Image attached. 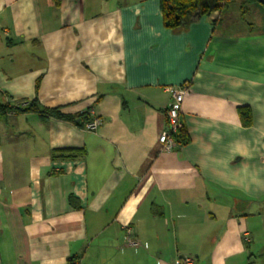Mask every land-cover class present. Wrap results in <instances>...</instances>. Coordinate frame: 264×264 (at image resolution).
<instances>
[{
	"label": "crops",
	"instance_id": "obj_1",
	"mask_svg": "<svg viewBox=\"0 0 264 264\" xmlns=\"http://www.w3.org/2000/svg\"><path fill=\"white\" fill-rule=\"evenodd\" d=\"M0 264H264L263 7L170 29L158 0H0Z\"/></svg>",
	"mask_w": 264,
	"mask_h": 264
},
{
	"label": "trees",
	"instance_id": "obj_2",
	"mask_svg": "<svg viewBox=\"0 0 264 264\" xmlns=\"http://www.w3.org/2000/svg\"><path fill=\"white\" fill-rule=\"evenodd\" d=\"M54 4H58L59 0H53ZM159 8L162 14L163 25L170 29H178L186 27L192 20L193 15L198 13L199 15H210L213 12H220L223 10L227 3L232 0H158ZM234 1V0H233ZM259 3L257 0H249ZM260 4V3H259ZM261 5V4H260ZM264 9V6L261 5ZM245 10H242V17ZM36 83V89H37ZM17 111H33L41 116L55 117L59 119H65L78 123L81 120L87 122L90 120L89 110H86L80 114L71 115L62 112L60 107H43L36 98H33L31 102L22 108H17ZM238 113L243 121L244 125H250V111L247 107H239ZM176 144L185 143L187 137L185 135L183 127H181L175 134ZM57 155V154H55ZM55 157V156H54ZM69 157V155H64Z\"/></svg>",
	"mask_w": 264,
	"mask_h": 264
},
{
	"label": "built area",
	"instance_id": "obj_3",
	"mask_svg": "<svg viewBox=\"0 0 264 264\" xmlns=\"http://www.w3.org/2000/svg\"><path fill=\"white\" fill-rule=\"evenodd\" d=\"M186 91V87L179 86L176 88L170 89V100L168 102L166 108V127L160 133L158 137V141L161 144V148L163 150L169 151L172 150L177 144L175 141V134L182 127V123L180 122L179 115L181 110V104L183 100L184 93ZM90 115V112H89ZM90 120L84 122L83 127L88 131L95 130L102 123V119L96 115H90ZM125 239L126 243L132 247H137L139 245L138 241L133 239L131 235V229L125 228ZM244 239L249 241L248 234L245 233ZM185 263H190L191 259L188 257H184L182 259Z\"/></svg>",
	"mask_w": 264,
	"mask_h": 264
},
{
	"label": "rangeland",
	"instance_id": "obj_4",
	"mask_svg": "<svg viewBox=\"0 0 264 264\" xmlns=\"http://www.w3.org/2000/svg\"><path fill=\"white\" fill-rule=\"evenodd\" d=\"M236 3H232V4H229V6H228V9L226 10L227 12H231V11H234V8H235V5ZM252 19H254V15H252L251 17H249V19L248 20H252Z\"/></svg>",
	"mask_w": 264,
	"mask_h": 264
},
{
	"label": "water",
	"instance_id": "obj_5",
	"mask_svg": "<svg viewBox=\"0 0 264 264\" xmlns=\"http://www.w3.org/2000/svg\"><path fill=\"white\" fill-rule=\"evenodd\" d=\"M261 5L264 6V0H257Z\"/></svg>",
	"mask_w": 264,
	"mask_h": 264
}]
</instances>
